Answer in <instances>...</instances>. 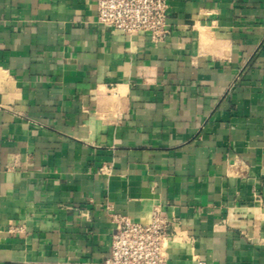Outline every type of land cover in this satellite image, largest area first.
Masks as SVG:
<instances>
[{"label": "crops", "instance_id": "1", "mask_svg": "<svg viewBox=\"0 0 264 264\" xmlns=\"http://www.w3.org/2000/svg\"><path fill=\"white\" fill-rule=\"evenodd\" d=\"M167 1L154 43L0 0V264H104L155 210L169 264H264V0Z\"/></svg>", "mask_w": 264, "mask_h": 264}, {"label": "built area", "instance_id": "2", "mask_svg": "<svg viewBox=\"0 0 264 264\" xmlns=\"http://www.w3.org/2000/svg\"><path fill=\"white\" fill-rule=\"evenodd\" d=\"M167 0H97L102 25L129 35L147 34L154 43L168 35ZM111 254L104 264H169L166 249L174 238L173 223L155 210L147 223L113 215Z\"/></svg>", "mask_w": 264, "mask_h": 264}]
</instances>
